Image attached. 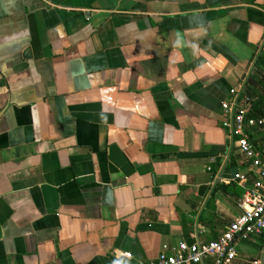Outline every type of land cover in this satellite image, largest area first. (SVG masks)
<instances>
[{
	"label": "crops",
	"instance_id": "obj_1",
	"mask_svg": "<svg viewBox=\"0 0 264 264\" xmlns=\"http://www.w3.org/2000/svg\"><path fill=\"white\" fill-rule=\"evenodd\" d=\"M224 102L264 116V0H0V264L216 240L251 182Z\"/></svg>",
	"mask_w": 264,
	"mask_h": 264
},
{
	"label": "built area",
	"instance_id": "obj_2",
	"mask_svg": "<svg viewBox=\"0 0 264 264\" xmlns=\"http://www.w3.org/2000/svg\"><path fill=\"white\" fill-rule=\"evenodd\" d=\"M221 111L220 126L234 140L251 175L250 187L237 203L240 216L216 240L181 243L144 264H232L236 258L237 239L248 240L264 234V139L255 143L249 138L252 129L264 131V116L252 118L246 109L238 108L234 102L222 103ZM236 180L245 184L247 177L238 175ZM124 257L129 258L128 255Z\"/></svg>",
	"mask_w": 264,
	"mask_h": 264
}]
</instances>
